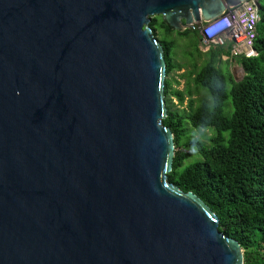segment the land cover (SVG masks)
<instances>
[{
  "label": "water",
  "instance_id": "water-1",
  "mask_svg": "<svg viewBox=\"0 0 264 264\" xmlns=\"http://www.w3.org/2000/svg\"><path fill=\"white\" fill-rule=\"evenodd\" d=\"M248 0H0V264H244L169 183L166 63L149 27Z\"/></svg>",
  "mask_w": 264,
  "mask_h": 264
},
{
  "label": "trees",
  "instance_id": "trees-1",
  "mask_svg": "<svg viewBox=\"0 0 264 264\" xmlns=\"http://www.w3.org/2000/svg\"><path fill=\"white\" fill-rule=\"evenodd\" d=\"M258 4L257 56L235 60L244 71L242 80L235 82L230 73L224 74L216 66L218 51L224 47L211 46L208 60L200 67L193 65L188 74L197 89L208 91L210 101L197 105L190 93L173 88L170 78L179 68L172 58L175 41L171 34L188 38L194 33V53L200 56L197 29L175 31L157 16L149 22L156 39L157 31L162 33L158 41L166 63L167 116L162 124L172 132L175 146L168 182L184 193L192 192L208 206L219 219L218 230L240 245L244 264H264V0ZM186 98L187 115L171 110L172 99L183 105ZM185 123L215 133L206 141L191 140ZM192 146L199 158L184 166Z\"/></svg>",
  "mask_w": 264,
  "mask_h": 264
},
{
  "label": "rangeland",
  "instance_id": "rangeland-1",
  "mask_svg": "<svg viewBox=\"0 0 264 264\" xmlns=\"http://www.w3.org/2000/svg\"><path fill=\"white\" fill-rule=\"evenodd\" d=\"M158 17V16H157ZM162 37L161 31H157V40ZM171 39L175 41V49L173 51V62L179 68H176L170 74V78L174 81L172 82V87L183 91L185 94L190 93L191 98L195 101V105H197L200 101H210L208 91L206 89L199 88L197 89L192 81V77H189V72L192 71V66L200 67L208 60L207 53L210 50L209 48H205L199 45V50L202 55L198 56L194 53L193 43L195 41L194 33L189 34L188 38L180 37L177 34H171ZM220 56L224 53L223 50H219ZM192 54V55H191ZM216 66L220 69V71L224 74L230 73L234 80L239 81L243 77V72L241 70V66L236 62H221L216 63ZM177 82V83H175ZM187 96V95H186ZM187 98L185 99L183 105H178L176 99H172L171 110L176 111L179 114L187 115ZM167 108V107H166ZM229 115V113H227ZM185 131L186 136L191 139H197L200 141H206L207 137L214 134L215 131L213 129L208 130H200L191 127L188 123H185ZM190 157L185 161L184 166L189 165L196 161L199 157L194 150L195 154H192V150L188 149Z\"/></svg>",
  "mask_w": 264,
  "mask_h": 264
},
{
  "label": "built area",
  "instance_id": "built-area-1",
  "mask_svg": "<svg viewBox=\"0 0 264 264\" xmlns=\"http://www.w3.org/2000/svg\"><path fill=\"white\" fill-rule=\"evenodd\" d=\"M259 18L258 0H248L191 30L197 29L202 47H229L233 58H251L256 56L254 42Z\"/></svg>",
  "mask_w": 264,
  "mask_h": 264
},
{
  "label": "crops",
  "instance_id": "crops-1",
  "mask_svg": "<svg viewBox=\"0 0 264 264\" xmlns=\"http://www.w3.org/2000/svg\"><path fill=\"white\" fill-rule=\"evenodd\" d=\"M259 5V4H258ZM259 21H260V18H259ZM259 23V22H258ZM256 36H257V29H256ZM223 50H224V53L219 57V61H218V63H221L222 61L223 62H229V63H234V62H236L235 60L236 59H238V58H233L232 56H231V54H230V51H229V47H225V48H223ZM255 50V49H254ZM256 52V51H255ZM256 56H257V53H256ZM256 56H254V57H256ZM252 58V57H251ZM237 63V62H236ZM238 64V63H237ZM239 65V64H238ZM241 70H242V72H243V76H244V71H243V69H242V67H241ZM243 78V77H242ZM242 79H240L239 81H241ZM235 82H239V81H236V80H234Z\"/></svg>",
  "mask_w": 264,
  "mask_h": 264
},
{
  "label": "clouds",
  "instance_id": "clouds-1",
  "mask_svg": "<svg viewBox=\"0 0 264 264\" xmlns=\"http://www.w3.org/2000/svg\"><path fill=\"white\" fill-rule=\"evenodd\" d=\"M191 150H192V154H195V153H194V146H192Z\"/></svg>",
  "mask_w": 264,
  "mask_h": 264
}]
</instances>
